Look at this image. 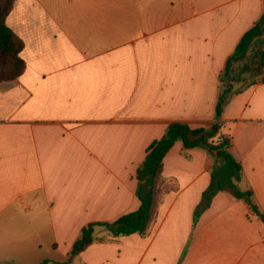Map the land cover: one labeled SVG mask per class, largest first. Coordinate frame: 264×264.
Instances as JSON below:
<instances>
[{"label":"crops","instance_id":"0c3cea01","mask_svg":"<svg viewBox=\"0 0 264 264\" xmlns=\"http://www.w3.org/2000/svg\"><path fill=\"white\" fill-rule=\"evenodd\" d=\"M264 0H17L24 73L0 83V264L63 262L82 229L139 209L136 174L174 122L215 120L221 73ZM241 187L264 212V82L223 114ZM214 155L177 142L145 236L97 241L73 264H264V223L217 193Z\"/></svg>","mask_w":264,"mask_h":264},{"label":"trees","instance_id":"16d2710c","mask_svg":"<svg viewBox=\"0 0 264 264\" xmlns=\"http://www.w3.org/2000/svg\"><path fill=\"white\" fill-rule=\"evenodd\" d=\"M16 2L0 0V83L17 80L26 69V62L21 56L24 41L7 24ZM221 82L216 116L212 123L198 128L180 122L171 123L164 135L147 149L136 174L137 195L141 201L139 209L112 222L89 223L82 229L65 261L45 260L40 264H73L93 243L104 240L97 235L100 228L114 237L134 233L147 235L158 216L159 204L166 188L164 159L177 142H182L184 149H203L216 158L210 185L195 212L194 223H197L201 213L219 192L242 201L250 213L264 223V212L256 202L253 190L241 187L243 166L232 153V137L224 132L222 121L225 109L235 96L264 82V16L244 34L228 58L221 73Z\"/></svg>","mask_w":264,"mask_h":264},{"label":"rangeland","instance_id":"374dc122","mask_svg":"<svg viewBox=\"0 0 264 264\" xmlns=\"http://www.w3.org/2000/svg\"><path fill=\"white\" fill-rule=\"evenodd\" d=\"M100 232H107L106 230H104L103 228H100V229H98ZM108 233V232H107ZM109 234V233H108ZM100 238H102V237H100Z\"/></svg>","mask_w":264,"mask_h":264}]
</instances>
